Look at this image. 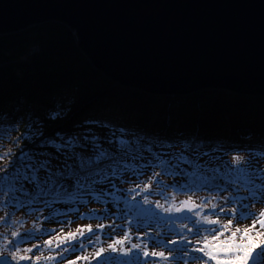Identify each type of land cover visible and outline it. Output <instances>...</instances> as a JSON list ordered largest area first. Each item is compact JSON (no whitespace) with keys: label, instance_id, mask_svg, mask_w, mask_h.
<instances>
[{"label":"trees","instance_id":"16d2710c","mask_svg":"<svg viewBox=\"0 0 264 264\" xmlns=\"http://www.w3.org/2000/svg\"><path fill=\"white\" fill-rule=\"evenodd\" d=\"M76 38L73 30L60 21H47L0 34V156L13 153L18 157L22 151L35 154L40 151V140L53 137L57 132L83 137L88 134L85 130L89 129L92 135L102 138L111 136L112 132L117 136L122 134L133 148L150 144L153 154L167 153L175 144L194 149L186 154L189 158L205 151L219 157L226 156L229 151H240V155H251L255 163L262 161L256 167H264V157L259 155L264 153V96L214 88H203L188 94L159 95L115 87L114 81L99 71L80 49ZM34 47L38 50L31 53ZM37 128L43 131V137L34 140L31 134ZM109 128L111 131H108ZM48 151L53 150L49 148ZM148 156L149 153H145V157ZM9 162V159L0 160V169ZM112 164L113 161L102 160L91 170L93 173L99 171L97 179L102 180L105 170L110 171ZM183 167L187 169V175L162 174L157 177L162 184L152 183L147 197L153 196L152 200L161 203L159 199L164 194H175V190L181 192L180 185L194 186L197 191L201 189L198 193L204 196H217L218 189L225 190L219 195H227L238 180L229 169L202 171L194 177L193 169L187 165ZM151 176V169H145L141 177L125 173L127 182L121 185L117 184L119 181H114L121 189L118 193L121 202L111 204L115 208L111 214L115 213L116 217L107 215L102 220L121 222L118 218H124L125 224L120 223L124 231L134 232L132 226L144 233L154 229V222L161 214L156 207L143 212L141 205L144 202L140 204L138 200L139 190ZM67 183V196L55 193L36 203H30L28 196H21L20 200L25 205L22 208L14 203L0 204V218L7 213L10 221H16L0 223V233L3 234L0 235V245H3L5 236L11 239L13 230L24 234L34 229L35 225L41 232L33 241L23 244V248L29 245L35 247L37 244L33 245L34 241L41 244L46 234L60 225V214H66L62 217L64 220L70 218L71 211L78 213L89 207H99L94 212L98 215L100 209L106 206L101 201H92L91 195L76 193L71 188L72 182ZM26 187L31 191V185ZM93 187L98 192L110 190L107 183ZM130 188L136 191L129 193L127 190ZM240 194H245L243 189ZM77 195L81 198L74 199ZM134 195L135 200L132 199ZM140 199L143 197L140 196ZM46 201L51 203V207L46 206ZM106 209L110 210L109 207ZM251 211L256 214L264 211V203H256ZM184 215L191 214L175 213L176 221L171 220L162 227L170 226V229L166 233L160 232V239L166 242V238H178L180 230L172 224H181L178 217ZM156 232L146 240L158 238Z\"/></svg>","mask_w":264,"mask_h":264},{"label":"snow or ice","instance_id":"6c2138e0","mask_svg":"<svg viewBox=\"0 0 264 264\" xmlns=\"http://www.w3.org/2000/svg\"><path fill=\"white\" fill-rule=\"evenodd\" d=\"M100 127L107 128L104 125H100ZM85 131L88 134L83 137L77 134L67 135L57 132L53 137L40 140V151L35 154L22 151L18 157L13 153L0 156V160H10L5 168L0 169V204L14 203L22 208L25 205L20 200L21 196L30 197V203L39 202L41 198L55 193L67 196L69 194L67 182L71 181V188L76 193L91 195L94 200L101 202H106L102 200L103 196H111L114 198L111 202L118 205L121 202L118 196L121 189L114 181H119L121 184L127 182L124 179L125 173L141 177L144 175L145 169H151L152 176L141 188V191L146 192L150 190L149 186L152 183L162 184V181L157 179L162 174L187 175L184 165L193 169L194 177L202 171H220L219 165L215 164L218 158L211 156L208 151L199 153L201 159L197 160L190 159L186 155L189 151H195L191 147L181 149L175 157H171L169 153L156 152L153 154L150 144L133 148L131 142L126 141L122 134L117 136L115 132H112L111 136L102 138L99 135H92L89 129ZM108 131L111 129L109 128ZM31 135L34 140H38L43 137V131L37 128L36 132ZM49 148L53 151H48ZM86 152L92 154L87 155ZM145 153H149L147 158ZM259 155L264 157V153ZM203 157L210 158L205 161L202 159ZM102 160L113 161V164L110 171L105 170L103 179L98 180L100 172L93 173L91 169L94 164H99ZM233 160L235 163L229 166V170L237 175L238 180L227 195H219L220 192L225 191L224 189L217 190V196L223 201L222 204L216 202L217 196L204 198L199 204L191 200V197L189 200L181 201L179 206L173 203L164 207L159 202L156 203L155 206L161 208L169 216L181 212L191 214L178 217L181 220V231L178 238L173 237L167 243L162 239L132 243L129 232L126 230L123 239H114L113 243L108 245V251L111 254L118 253V255H104L106 250L103 247L93 248L92 258L96 260V264H176L177 261L180 264H264V211L259 214L251 211L256 203H264V167H256L251 155L248 156V159H243L239 152L233 153ZM138 161L142 163L138 164ZM261 162L257 161L256 163ZM209 166H212L211 169ZM100 183H107L113 191L100 190L98 192L93 186ZM26 185L32 186L31 191ZM173 187L176 186L173 185ZM137 188H140V184H137ZM180 189L188 191L192 195L198 190L189 185H180ZM241 189L245 194H240ZM127 191L132 193L136 189L130 188ZM136 194L139 195V193ZM80 198L81 195L74 197V199ZM132 199L135 200V195ZM143 202L150 203L147 196L143 197ZM209 205L211 211L205 212ZM46 206L51 207V203L46 201ZM249 219L253 220L251 229L243 231L238 227L232 229L233 220L243 223ZM222 220L228 222L222 223ZM9 221L10 217L7 213L0 218V223ZM10 222L16 223L14 220ZM257 223L260 227L253 233L252 229H256ZM211 225H215V227H211ZM103 227L104 225H98V230L102 231ZM60 231L62 232L63 229ZM40 232L41 229L34 225V229L27 233L22 234L18 230H13L11 239L5 236L3 245H0V264H21L22 261L31 260L32 256L28 254L33 253L34 249L23 248V244L33 241L36 234ZM55 232L56 230L53 229L50 234H55ZM0 235L3 234L0 233ZM160 235L161 233L157 231L156 236L160 237ZM144 236H151V233L145 232ZM257 237L260 238L259 243H255ZM138 239L143 241V237H138ZM100 240L101 236L91 226H88L87 229H77L76 233L70 232L67 237L59 239L55 245L51 240L47 241L44 249H41L37 244L35 247L38 254L33 264L40 259L45 249L56 253L46 257L45 264H57L58 258V264H63V260L67 258L66 253H76L77 260H79L81 259L80 253L88 251L89 244H95ZM125 243L128 244L127 248L124 246ZM149 243L154 249L151 252ZM117 245H119V252ZM169 245H176V247ZM156 248H160V250L157 251ZM56 249H60V251L57 253ZM22 251L25 253L24 255H21ZM177 253L179 255H176ZM193 253L197 254L193 255ZM121 257L125 259H121ZM82 259L91 264L89 256L84 255ZM71 264H76V261H72Z\"/></svg>","mask_w":264,"mask_h":264},{"label":"water","instance_id":"95a60500","mask_svg":"<svg viewBox=\"0 0 264 264\" xmlns=\"http://www.w3.org/2000/svg\"><path fill=\"white\" fill-rule=\"evenodd\" d=\"M47 21L76 32L110 79L159 95H264V0H0V34Z\"/></svg>","mask_w":264,"mask_h":264},{"label":"rangeland","instance_id":"374dc122","mask_svg":"<svg viewBox=\"0 0 264 264\" xmlns=\"http://www.w3.org/2000/svg\"><path fill=\"white\" fill-rule=\"evenodd\" d=\"M35 52L34 49H32L31 53ZM181 149H187L186 147H183L182 145H178L175 144L172 149L167 152L170 154L171 157H175L177 155V153L179 152V150ZM239 153H241L240 151H238ZM235 152H227L226 156H215L218 159L215 161L216 165H219L220 169H229V166L231 164H234L235 161L233 160V157H231V155L228 154H232ZM213 156V155H211ZM241 157L243 159H248V157L241 155ZM210 157H203V160H208ZM190 159L193 160H197V159H201L200 155H195V156H191ZM253 164L257 165V163L254 162L253 159ZM212 166H209V168H211ZM194 180V178H192ZM195 181V180H194ZM117 184L121 185L120 182H117ZM118 187V185H117ZM201 189H199L200 191ZM107 192H111L113 191L111 188L110 190H106ZM199 191L195 192L194 195H192L190 192L188 191H181L179 192L178 190H175V194H169L172 195V197H169L168 195L164 194L162 199L160 200V204L163 205L164 207H168L170 204H175L176 206H179L181 201L184 200H189V198L191 197V200L195 201L197 204L200 203L201 200H203L204 198H212L213 196H204L201 192L198 193ZM140 195L138 196V200L140 204H143V199H140V196L144 197L147 196V192L141 191L139 190ZM223 195H226V193H224ZM173 196L175 197V200L173 201ZM112 199H114L113 197L110 196H103L102 200L106 201L103 202L105 203V207H103L102 209H100V213L98 215L94 214V212L99 209V207H89L86 208L84 210L78 211L77 209L75 211H78V213H75L74 211H71V215H69L70 218L64 219L62 220L64 217L63 215L66 214H60V225H58L56 227V232L55 234H50V232H48L46 234V238L44 239V241L40 244H38L37 241H34L35 244L33 245H40L41 249H44V246L46 245L48 240H51L53 242V245H55L59 239H63L65 237L68 236V234L71 233H76L77 229H87L88 226H91L92 229L96 232H98V234L101 236V240L95 244H89L88 247V251L85 252H81V259L77 260V254L76 253H66L65 256L67 257L66 259L63 260V264H71L72 261H76V264H88L87 261H84L82 259V257L84 255L89 256V260H91V264H96V260L92 258V250L93 248L95 249H99L100 247H103L106 251L104 255H118L117 254H111L108 251V245L110 243H113L114 239H123L124 236V228L121 226V222L125 224V220L124 218H118L121 222L118 221H104L102 220V218L106 217L107 215H109V217H116L115 213L111 214L112 209H115L113 207V204L111 201ZM153 199V196L148 198V200L150 201V203H144V205H141V210L143 212H146V210H150V208H155L156 206V202ZM92 201H97V200H92ZM98 202V201H97ZM206 202V201H205ZM217 203L222 204L223 201L219 199V197L217 196ZM112 206V207H111ZM106 207H109L110 210L105 211ZM157 208V207H156ZM157 210L159 211V213L161 215L157 216V220L154 222L153 228L154 229H149L147 232L151 233V235L155 232V231H159V232H168L169 228H164L162 229L163 226H165L166 224L169 223V221L171 220H175L176 217L174 215L169 216L167 213L163 212L161 208H157ZM153 211V210H152ZM211 211V206L209 205L206 209L205 212H210ZM217 211H219V209H217ZM261 212V211H260ZM74 214H76V216H74ZM259 214V213H258ZM100 215V216H99ZM83 217V218H81ZM163 219H166L165 222H163ZM70 221V223H69ZM176 221V220H175ZM222 223H227V220H222ZM252 224H253V220L250 222H243V223H237V221L233 220L232 221V229L234 230L235 228H240L241 231L245 230V229H251L252 228ZM98 225H104L103 230L99 231L98 230ZM109 225H111V227H109ZM119 226V227H118ZM172 226L177 227L180 231H181V224H177L176 222L172 224ZM211 227H215V225H211ZM260 225L259 223L256 224V229H252L253 233L259 229ZM134 232H129V238L131 240L132 243H142V242H148V240H146V238L148 236H144V232H142L139 228H137L136 226H132ZM60 229H63V231L61 232ZM119 231V232H118ZM186 233V229L184 230ZM139 233V234H138ZM87 235V233H86ZM227 235V233H226ZM138 237H143V241H141L140 239H138ZM156 239H160V237L156 238ZM171 238H166V242L167 243ZM260 242V238L257 237L255 240V243H259ZM125 248L128 247V244L125 243ZM170 247H176V245H169ZM63 247V246H62ZM191 247V246H190ZM27 248H33L34 252L31 253L32 259L31 260H26V261H22L21 264H33V261L35 260L36 255L38 254L36 247L29 245ZM118 248V252H119V245H117ZM153 249L152 244L149 243V251L151 252ZM155 250L159 251L160 248H156ZM60 251V249H56V252L58 253ZM25 253L22 251L21 255H24ZM56 253H52L50 250L45 249L43 252V255L40 256V259L38 261L35 262V264H45V258L48 257L49 255H55ZM165 254L167 255V251L165 252ZM197 253H193V255H196ZM30 255V254H28ZM176 255H179V253H177ZM103 258V257H101ZM121 259H125L124 257H121ZM59 258L57 260V264H58ZM176 264H180L179 261L176 262Z\"/></svg>","mask_w":264,"mask_h":264},{"label":"bare ground","instance_id":"6f19581e","mask_svg":"<svg viewBox=\"0 0 264 264\" xmlns=\"http://www.w3.org/2000/svg\"><path fill=\"white\" fill-rule=\"evenodd\" d=\"M29 27H31V26H29ZM71 28V27H70ZM72 29V28H71ZM73 30V29H72ZM73 32L75 33V35H76V32H75V30H73ZM77 39V38H76ZM78 42V39L76 40V43ZM37 50H38V48H37ZM99 71H101L102 73H104V75H106L108 78H110L105 72H103L102 70H99ZM111 80L112 81H114V83L116 84L115 85V87H119V86H122V87H126V88H131V89H135V90H140V91H144V92H146L145 90H143V89H141V88H137V87H131V86H128V85H124V84H122L121 82H118V81H116V80H113L112 78H111ZM174 95H176V94H174ZM264 96V95H263ZM113 97H115L114 95H113Z\"/></svg>","mask_w":264,"mask_h":264},{"label":"built area","instance_id":"2783aa9c","mask_svg":"<svg viewBox=\"0 0 264 264\" xmlns=\"http://www.w3.org/2000/svg\"><path fill=\"white\" fill-rule=\"evenodd\" d=\"M33 49H34V51H37V48L34 47Z\"/></svg>","mask_w":264,"mask_h":264}]
</instances>
